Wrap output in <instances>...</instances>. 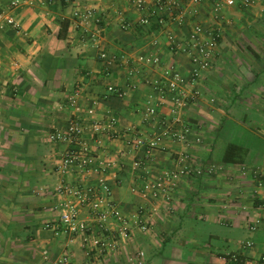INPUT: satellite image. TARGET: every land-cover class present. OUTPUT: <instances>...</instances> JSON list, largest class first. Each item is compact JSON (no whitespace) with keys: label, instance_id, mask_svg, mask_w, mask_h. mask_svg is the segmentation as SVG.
Masks as SVG:
<instances>
[{"label":"crops","instance_id":"0c3cea01","mask_svg":"<svg viewBox=\"0 0 264 264\" xmlns=\"http://www.w3.org/2000/svg\"><path fill=\"white\" fill-rule=\"evenodd\" d=\"M12 1L0 0V9ZM216 1L202 0L192 5L197 13L182 27L169 23L160 27L157 18L167 14L154 0H150L154 15L148 26L140 24L141 14L131 0H33V5L24 3L15 10L20 29L7 27L0 33V264H52L62 253L73 256L72 264H157L159 260L163 264H224L222 253L186 245L182 235L190 232L188 222L192 219L203 220L209 227L226 228L225 233L231 235L245 236L232 252L239 250L241 242H252V248L242 251L248 264H256L264 255V228H248L249 221L262 214L259 206L264 204V193L255 196L251 178L240 171L243 166L264 168V0H255L249 7L237 0L236 6H223L217 13ZM76 6L96 11L100 24H93L91 29L100 30V49L120 59L108 76L99 48L73 18ZM195 23L213 29L219 40L212 68L197 85L201 91H214L217 107L207 113L210 104L202 95L196 104L184 108L183 117L194 124L203 142L187 147L169 143L167 151H154L151 177L174 169L176 153L185 149L204 165L225 169L218 175L184 177L169 198L145 202L132 191L145 182L134 163L144 152H132L125 137L135 128L147 134L158 133V121H143L149 101L156 103L159 98L143 77L157 79L164 66L172 64L188 73L187 57L172 49L168 37L186 41ZM63 25L67 28L60 37ZM154 39L160 44L155 51ZM154 52L162 58V66L146 67L143 77L128 75L130 65L123 60ZM111 85L125 90L126 97L109 93ZM76 89L81 91L78 107L69 104ZM94 103L98 118L117 119L116 134L107 141L106 154L119 161V167L105 177L112 188V199L123 216L139 211L142 222L147 221L146 231L139 228L131 240L122 243L123 252L127 246L129 252L133 249L132 258L122 256L119 260L113 258L118 255L114 254L89 260L80 239L68 242L44 228L58 215L56 188L62 175L57 168L68 146L49 142L47 135L64 130L72 117H87ZM171 107L167 95L160 115L169 117ZM212 124L217 128L208 136ZM230 144L240 148L236 151L238 162L223 161ZM214 145L217 162L212 158ZM82 184L96 186L98 176L84 178ZM82 217L88 219L86 213ZM110 223L112 228L119 224ZM197 232L199 228L195 234L201 233ZM141 238L157 247L158 253L144 255ZM155 254L157 257H153Z\"/></svg>","mask_w":264,"mask_h":264},{"label":"built area","instance_id":"2783aa9c","mask_svg":"<svg viewBox=\"0 0 264 264\" xmlns=\"http://www.w3.org/2000/svg\"><path fill=\"white\" fill-rule=\"evenodd\" d=\"M59 1V0H54ZM69 2L72 0H68ZM185 1H188L185 2ZM202 0H154V4L166 11V16L158 17L160 27L169 24L182 27L189 16L195 15L197 11L192 5L200 4ZM33 5V0H14L5 8L0 9V33L7 27L15 30L20 29V23L15 17V10L22 4ZM134 8L141 14L140 24L148 26L152 23L150 0H131ZM255 0H242L245 7L252 6ZM191 4V5H190ZM237 0H218L215 3V11L219 12L223 6L234 7ZM73 18L78 25L84 29V34L92 40L93 46L99 48V58L103 62L106 76L110 75L111 69L117 65L120 59L116 55H110L107 51L100 49L101 35L99 28L93 30V24L99 26L100 19L93 8L76 6ZM169 44L173 50L183 53L190 64L188 73H182L174 64L164 66L162 74L157 79L143 77L146 67H158L163 65L162 58L157 53L142 54L134 60L125 59L123 64H129L128 75H139L143 81L150 84L158 94V102L152 103L145 110L144 122L158 121L160 128L158 133L147 134L135 128L125 137L126 146L132 152L143 150L141 157L135 160V167L142 171L144 184L140 188H133L145 202L167 199L170 192L176 189L184 177H204L206 173L219 174L218 166L204 165L190 149L176 153V167L163 170L157 177L152 175V156L154 151H167L169 143H179L187 147L199 145L203 142V136L196 133L194 124L183 117L184 108L190 107L198 102L203 93L197 88L204 73L209 71L213 65V56L219 44L217 35L213 29L204 28L200 23H195L189 32L186 41H177L169 35ZM158 39L152 41V50L159 49ZM108 92L115 94L118 98H125L127 93L123 89L109 86ZM81 95L80 89L69 97V104L78 107V99ZM170 96L172 107L170 116L160 115L159 108ZM96 105L87 110V117H72L68 120L64 130L56 129L47 135L48 141L52 143L63 142L67 148L62 155V161L57 170L62 175L56 192L58 201L55 210L58 212L56 219L48 220L45 229L51 231L54 236L65 238L66 241L80 239L86 258L92 260L94 256L108 257L120 254L122 243L131 240L135 230L146 231L147 221L142 222L140 212L130 216H123L119 206L112 199V188L105 177L107 173L119 167V161L107 157V141L115 137L117 119L114 117L98 118ZM159 117V118H158ZM241 174L250 177L255 187V196L264 193V168L246 167L240 168ZM92 175L98 176V185L85 186L82 184L84 178ZM83 179H78V178ZM259 208L262 214L253 217L248 228L258 231L264 228V204ZM86 213L88 219H83ZM119 222L116 228H112L110 222ZM252 242H241L239 250L223 256L224 264H248L243 258L242 251L252 248ZM137 254L138 257H140ZM49 259V256H45ZM73 256L62 253L52 264H72ZM256 264H264V255L260 256Z\"/></svg>","mask_w":264,"mask_h":264},{"label":"rangeland","instance_id":"374dc122","mask_svg":"<svg viewBox=\"0 0 264 264\" xmlns=\"http://www.w3.org/2000/svg\"><path fill=\"white\" fill-rule=\"evenodd\" d=\"M224 18L225 17L222 16L221 19L224 20ZM202 93H203V98L205 97L209 101L210 106L208 109H206V112L209 113L210 109H212L211 107H217V105H215V104H217L216 103L217 102V95H215L214 91L212 92L210 90H206V91L204 90V91H202ZM211 126L209 128L211 130L206 132L208 136L211 134L212 131L213 132L216 131L217 124L216 125L212 124ZM212 158L217 162V146L216 145H214V150L212 152ZM188 223L191 225V227L189 228L190 232H185V234L182 235V238L184 239V241L187 242V244H186L187 246H189V247L195 246L196 247V246L201 245L202 247L203 246L207 247L208 249L214 251L215 253H222L223 256H226L227 254H229V253L225 254L226 252L231 253L232 251H235L237 249V244H238L239 239L240 238L243 239V237H245L243 235L242 236H239V235L236 236V235H231V234L225 233L226 228L222 229L221 227H218V226L217 227H215V226L209 227L208 225H206L205 221L199 220V219L189 220ZM197 228H199V232H201L198 235L195 234ZM199 232H197V233H199ZM214 234L217 237L211 236ZM140 241L143 244V249L145 251L144 255H146V256L151 255L152 256V252L158 253V251H157L158 248L150 245V243L146 242V239L141 238ZM194 243H198V244H194ZM127 247H128V249H125L124 252L122 251L120 254L116 255L113 258H119V260H120V258L122 256H124L125 258L134 257L133 249L131 248L130 252H129L128 251L129 246H127ZM153 257H157V255L155 254V256H153ZM110 258H111V256H110ZM157 264H163L162 260H159Z\"/></svg>","mask_w":264,"mask_h":264},{"label":"trees","instance_id":"16d2710c","mask_svg":"<svg viewBox=\"0 0 264 264\" xmlns=\"http://www.w3.org/2000/svg\"><path fill=\"white\" fill-rule=\"evenodd\" d=\"M157 24H158V22H157ZM66 28H67V25H63L62 26L61 32L59 33V36L60 37H62V33L64 31H66ZM113 95H115V94H113ZM238 149H240L238 146L233 145V144H230L228 146L227 152H226V154H225V156L223 158L224 159L223 161L226 162V163L238 162L240 160V158L236 157V155H237V152L236 151H238Z\"/></svg>","mask_w":264,"mask_h":264}]
</instances>
